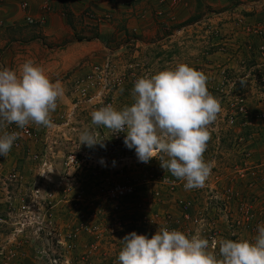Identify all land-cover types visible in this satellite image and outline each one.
Listing matches in <instances>:
<instances>
[{
    "label": "rangeland",
    "instance_id": "1",
    "mask_svg": "<svg viewBox=\"0 0 264 264\" xmlns=\"http://www.w3.org/2000/svg\"><path fill=\"white\" fill-rule=\"evenodd\" d=\"M213 1L208 0L202 6L206 12L200 18L176 21L190 26L182 33L173 30L168 37L174 40L172 43L177 49L172 63L166 61V53L163 63H154L150 59L152 53L148 58L147 49L143 53L142 47L133 46L118 52L109 50L101 58L81 63L62 75L64 94L50 114L52 126L30 123L28 126L36 135L26 137L19 132L8 155H0V215L8 221L0 224V264H119L118 254L126 234L136 231L150 238L161 226L181 230L189 236L200 234L217 253L221 239H254L257 226L264 224V119L256 117L258 111H264V82L261 81L264 66H259L256 56L244 46L248 37L243 26L237 25L235 15L247 16L264 26V0H238L226 5ZM248 5H252L255 12L246 13ZM203 16L209 26L218 29L216 34L205 32L208 25L201 23ZM250 40L255 45L260 38ZM188 44L190 50L183 48ZM106 55L112 56L117 74H127L113 92V106L118 110L131 105L134 82L142 75H153L180 62L205 73L208 91L221 103L217 119L209 126L205 161L211 162L213 167L205 183L219 194L208 192L205 185L194 190L184 187L171 190L167 183L159 182L157 175L151 176L154 162L136 163L134 159L116 162L122 151L115 144L104 148L80 145L85 129H94L101 138L109 136L110 130L91 123L90 113L98 107L79 102L69 115L76 101L73 78L90 71ZM241 79L246 81L243 88L239 83ZM233 95L244 97L250 113L257 119L239 124L238 118L237 124L229 125L224 116L234 100ZM19 129L15 124L7 125L0 128V135ZM46 132L49 138L45 140ZM46 147L48 172L41 176L32 154ZM70 154L76 155L78 165L69 162ZM99 158L105 163L101 164ZM157 169L161 168L157 166ZM12 173L17 177H10ZM167 174L171 175L168 171ZM126 178L139 182L134 194L121 201L117 210L105 207L107 200L101 188L109 181ZM7 191L12 196L11 202L19 205L30 203L36 195V206L23 214L24 226L18 225L22 231L18 233L17 242L3 241L16 226L11 222L17 220L20 213L5 208L7 203L1 198ZM155 191H160V195L156 196ZM49 192L54 193L52 197ZM43 198L50 204L39 207L38 202ZM177 198L188 202V218L176 204ZM91 199L94 206L90 205ZM76 228L74 246L67 251L57 239L64 242L66 234ZM212 237L216 243L210 241Z\"/></svg>",
    "mask_w": 264,
    "mask_h": 264
},
{
    "label": "clouds",
    "instance_id": "2",
    "mask_svg": "<svg viewBox=\"0 0 264 264\" xmlns=\"http://www.w3.org/2000/svg\"><path fill=\"white\" fill-rule=\"evenodd\" d=\"M207 80L203 71L184 62L142 75L134 82L130 106L120 110L112 104L102 106L90 113L91 123L110 130L111 136L126 133L123 142L135 150L140 162L156 158L162 169L185 181L186 190L202 188L213 167L204 159L209 126L221 111L220 100L207 89ZM239 83L242 88L246 85L244 79ZM63 94L61 84L50 80L31 59L18 70L0 69V128L15 124L23 129L30 123L51 127L50 114ZM110 137L101 138L94 129H85L80 145L104 148ZM17 138L16 132H3L0 155L6 157ZM100 163H105L103 158ZM122 244L119 264H264V224L257 226L254 239L219 240L218 253L200 234L189 236L166 226L150 238L132 231Z\"/></svg>",
    "mask_w": 264,
    "mask_h": 264
},
{
    "label": "crops",
    "instance_id": "3",
    "mask_svg": "<svg viewBox=\"0 0 264 264\" xmlns=\"http://www.w3.org/2000/svg\"><path fill=\"white\" fill-rule=\"evenodd\" d=\"M214 1L226 5L238 0ZM206 3L208 0H0V67L18 70L31 59L44 68L50 80L61 84L64 73L109 50L140 46L143 53L147 49L148 58L153 54L154 63H163L166 55V61L172 63L177 49L168 37L174 24L200 18ZM87 11L101 19L87 17Z\"/></svg>",
    "mask_w": 264,
    "mask_h": 264
},
{
    "label": "built area",
    "instance_id": "4",
    "mask_svg": "<svg viewBox=\"0 0 264 264\" xmlns=\"http://www.w3.org/2000/svg\"><path fill=\"white\" fill-rule=\"evenodd\" d=\"M165 0H160V2H164ZM23 8L26 7V4L24 3L22 5ZM249 8L245 9L246 13H252L255 12L254 10H252V5H248ZM86 16L92 19H101L98 16H96V14L94 12L91 11H87ZM158 14H161L160 12H158ZM106 17V16H105ZM235 17H237L238 19V26H243L242 30L243 32L246 34V37H248L247 42L244 43V46L247 47V51L248 52H252L254 54V56H256V60L258 61V65L259 66H264V26L259 22V21H255L253 22V20H249V18L247 16H243V15H235ZM27 22L28 23H32V19L27 17ZM201 23L203 25H208L206 22L205 17L203 16L201 18ZM243 19H245L243 21ZM248 19V20H247ZM180 23H175L174 24V32L175 33H182L185 30H188L186 27L190 26V24L185 23L183 26ZM177 26V27H175ZM186 28V29H185ZM218 31L217 28H212L211 26H207L205 28V32H214V34H216ZM260 38V41L253 45V43L251 42L250 38ZM134 40V39H133ZM222 47V46H221ZM125 75L127 74H117L116 73V69L112 60V56L111 55H106L104 56V58L102 59V61L95 63L92 68L90 69V71L86 72L85 74H82L80 76H77L75 78H73V86H74V97L76 99L75 103H73L72 108L70 110V116L73 114V110L74 107L79 103V102H84L90 106H93V108H100L102 106H105L107 104H112L114 105V97H113V92L114 89L116 88V86L124 80V78L126 77ZM263 78V79H262ZM236 79V78H235ZM261 81L264 82V75L261 76ZM234 83L236 81H233ZM235 96V95H233ZM99 105V106H98ZM229 111L226 113V115L224 116V118H226V122L229 123V125H235L237 124V119L240 118V122L239 124H249L251 123V121H253L254 119H264V111H258L255 115L253 116L250 113V110L244 100V97L242 96H235L234 100H232L229 103ZM255 117V118H254ZM235 123V124H234ZM48 131V130H46ZM11 132H16L19 133L21 132L23 135H25L26 137H34L36 134L35 132L29 127L26 126L23 129H19L17 130H11ZM109 136H111V132L108 131ZM126 135V133L121 132L117 135H112L109 139H107L105 141L106 146H112V144H115V147H119V151H122V154L117 156V159L115 160L116 162H120V161H131V160H135L136 163L140 162L136 156V153H134V149H129L125 146L123 140H124V136ZM49 138L48 133H45V140ZM209 144V141H208ZM207 144V148L206 151L204 153V159H205V155L207 154L208 150H209V146ZM216 148H218V144H216ZM123 150H126L125 152H123ZM217 152V150H215ZM134 156V157H133ZM32 157L34 160H36L39 164V171L40 174H43L41 176H45V174L48 172L47 168H48V148L46 147L45 150H43L42 152H39L38 154L34 153L32 154ZM38 159V160H37ZM68 160L70 163L78 165V160L75 154H70L68 156ZM101 160V158H99V161ZM109 161V160H108ZM107 162V161H106ZM150 162H154V164H156L151 171V176L154 177V175H157V177H159V182L162 183H167L169 185V189L174 190L175 188L178 189V187H184V183L185 181L179 180L178 178L167 174V171H165L164 169H162L160 167V162L156 159V158H152L150 160ZM157 166H159L161 169L158 170ZM119 171L122 170V168L118 169ZM212 170V169H211ZM10 177H17L16 173H12L10 175ZM138 184L139 182L135 181L132 178H126L123 181H109L107 183L106 186H104V188H101V192L102 194L106 197L107 203L105 205V207H110L112 210H117L120 206V202L123 201L126 197L132 196L136 190V188H138ZM205 186L209 189L208 192L215 194H219V192H217L218 190L216 189L213 190L211 188V186L208 187V184L205 183ZM194 190V189H192ZM52 191V190H51ZM100 191V190H99ZM9 191H7V194H5L4 199L6 204L7 209L13 210V211H20L19 214H17V220H15L14 222H11V225L14 226V229L11 231V233L5 237V239L3 240L4 242H17L18 238H19V234L22 229L19 226H24L25 221H23V214L28 212V210H30L32 207L36 206L35 202H36V195L35 197H33L32 201L30 203L27 202V204H16L11 202V198L12 196L10 194H8ZM38 192V190H36V193ZM53 192H49V196L51 195V197L53 196ZM155 195L159 196L160 195V191H155ZM222 202V197L219 198ZM48 200V199H47ZM46 198H43L42 202H38V206L40 207L43 204H50L47 203ZM91 206H94V200L91 199ZM227 202V201H226ZM9 203V205H8ZM176 204L180 207L183 208L184 212V217L188 218L189 217V213L186 212L187 208H188V202H186L185 198L184 199H180L177 198ZM223 204V203H222ZM92 216V215H91ZM22 218V219H21ZM202 220V219H200ZM196 221V220H195ZM8 221L2 217L0 215V224L1 223H7ZM83 226V225H82ZM84 227V226H83ZM77 230L78 228H76L73 231H70L66 234L65 236V240L64 242H61L60 239H57V242L62 244V247L64 249H66L67 251L70 250L73 246H74V240L75 237L77 235ZM212 243H216V240L214 237L210 238ZM57 261V260H55ZM65 262L68 263V260L65 259Z\"/></svg>",
    "mask_w": 264,
    "mask_h": 264
}]
</instances>
